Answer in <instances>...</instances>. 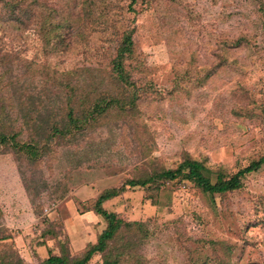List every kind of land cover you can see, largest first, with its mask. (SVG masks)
Returning <instances> with one entry per match:
<instances>
[{
	"label": "rangeland",
	"instance_id": "rangeland-1",
	"mask_svg": "<svg viewBox=\"0 0 264 264\" xmlns=\"http://www.w3.org/2000/svg\"><path fill=\"white\" fill-rule=\"evenodd\" d=\"M42 1L73 11L85 27L89 12L97 15L98 0ZM104 1L112 10L124 5L125 25L134 29L137 89L126 94L134 106L42 143L37 156L20 146L29 130L17 146L0 145V263L81 256L105 228L93 201L127 180L175 171L190 159L214 183L264 158V0H136L130 11V0ZM109 34L97 33L85 45L99 83L105 75L96 66L97 49L111 44L103 43ZM33 36L27 56L44 63ZM58 62V74L71 67ZM122 90L115 89L121 99ZM10 115L18 131L20 114ZM102 208L141 228L122 224L115 241L87 264L109 263L116 252L118 264H264V165L224 194L203 193L180 178L155 180L126 188Z\"/></svg>",
	"mask_w": 264,
	"mask_h": 264
},
{
	"label": "trees",
	"instance_id": "trees-1",
	"mask_svg": "<svg viewBox=\"0 0 264 264\" xmlns=\"http://www.w3.org/2000/svg\"><path fill=\"white\" fill-rule=\"evenodd\" d=\"M130 1L128 11L136 3V0ZM92 9L97 12L96 18L90 16L89 8L87 17L92 18L93 24L85 27L84 18L80 19L73 11L61 12L42 0H0V145L17 146L19 135L29 130V141L20 146L30 156H37L42 143L84 132L96 126L109 111L126 110L134 106L132 97L126 95L137 89L131 76V63L136 60L134 29L125 25L124 5L112 10L111 5L98 0V7ZM107 30H110V37L103 43L111 44L97 49L99 56L96 66H104L105 76L100 81L108 80L115 86L114 89L95 80V67L90 62L91 48L85 47L97 33L102 34ZM33 35H37L35 49L44 63L27 56L34 42ZM239 41L240 45L246 40ZM80 45L84 48L81 55L87 57L84 61L78 59L79 52L75 54ZM50 58L69 60L71 67L58 74L59 62L55 61L51 65ZM80 71L85 72L88 81L79 80L80 74L77 73ZM121 86L122 95H125L123 99L119 92L115 93V89L120 90ZM13 111L20 114L22 127L18 131L11 127L16 121L10 117ZM262 165L264 158L251 163L227 180L217 176L212 183L210 171L205 166L186 159L175 171L163 170L150 177L127 180L119 187L101 192L93 201L92 211L105 222V228L96 242L87 245L82 255L73 260L65 256H49L43 264H87L95 254L105 252L107 245L115 241L116 231L122 224L140 229L139 222L125 224L114 213L102 208L105 202L120 195L128 187H144L155 180L165 183L180 178L203 193L224 194L239 189L241 179L258 171ZM107 253L113 255L109 251ZM118 259L116 252L115 257L106 264H118Z\"/></svg>",
	"mask_w": 264,
	"mask_h": 264
}]
</instances>
